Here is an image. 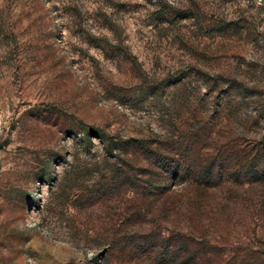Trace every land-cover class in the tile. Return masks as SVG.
Returning <instances> with one entry per match:
<instances>
[{
    "label": "rangeland",
    "instance_id": "obj_1",
    "mask_svg": "<svg viewBox=\"0 0 264 264\" xmlns=\"http://www.w3.org/2000/svg\"><path fill=\"white\" fill-rule=\"evenodd\" d=\"M0 264H264V0H0Z\"/></svg>",
    "mask_w": 264,
    "mask_h": 264
}]
</instances>
